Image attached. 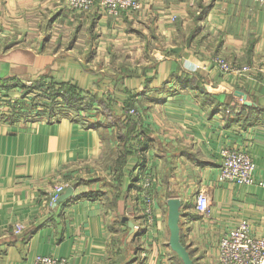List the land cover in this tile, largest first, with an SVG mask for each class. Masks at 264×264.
<instances>
[{
	"label": "crops",
	"instance_id": "0c3cea01",
	"mask_svg": "<svg viewBox=\"0 0 264 264\" xmlns=\"http://www.w3.org/2000/svg\"><path fill=\"white\" fill-rule=\"evenodd\" d=\"M65 1L0 0V80L75 85L111 102L117 121L106 124L104 107L80 121L0 114V264L40 254L181 264L169 245L171 196L182 201L181 239L195 264H220V238L241 220L264 236V3L138 0L139 9L113 16ZM16 84L10 94L21 92L11 93ZM225 148L253 157L255 184L216 180ZM139 169L155 193L147 229ZM66 182L73 194L56 204L48 192ZM202 188L206 215L195 209Z\"/></svg>",
	"mask_w": 264,
	"mask_h": 264
},
{
	"label": "built area",
	"instance_id": "2783aa9c",
	"mask_svg": "<svg viewBox=\"0 0 264 264\" xmlns=\"http://www.w3.org/2000/svg\"><path fill=\"white\" fill-rule=\"evenodd\" d=\"M69 5L80 10L89 11L99 6L105 12L112 15H119L122 12L135 11L140 8L138 0H66ZM264 3V0H258ZM222 67L230 69L223 60ZM7 86L0 83V108L8 104L6 99ZM5 91V92H4ZM12 102L15 100L10 99ZM9 105V104H8ZM10 110V107H8ZM135 113V109L130 110ZM5 113V112H4ZM22 119V117H18ZM52 119V118H51ZM222 162L220 171L216 178L218 182H232L237 184L249 185L257 182L255 178L256 163L253 157L241 150L235 148H225L221 153ZM137 192L140 195L143 210V226L147 229L154 221V200L152 177L142 169L137 171ZM258 184L264 187V181H258ZM68 183H62L55 186L48 192L52 201H55L59 195L66 189ZM211 204V195L208 189H200L196 196L195 209L200 215H206L209 212ZM24 226L20 223L14 227L15 234L23 231ZM138 228V227H137ZM219 262L220 264H264V236H256L251 232L250 224L247 220H241L237 225L227 231L219 241ZM31 264H73L69 258L56 257L53 255H37Z\"/></svg>",
	"mask_w": 264,
	"mask_h": 264
},
{
	"label": "rangeland",
	"instance_id": "374dc122",
	"mask_svg": "<svg viewBox=\"0 0 264 264\" xmlns=\"http://www.w3.org/2000/svg\"><path fill=\"white\" fill-rule=\"evenodd\" d=\"M65 6L73 10H76V11L86 12L84 10H80L76 7L69 5L67 1H65ZM94 8H100V7L96 6ZM119 15H121V13ZM113 16H118V15H113ZM1 47H4V46H1ZM0 51H3V50L0 49ZM5 82L6 84L9 83L10 85L11 84L16 85V83H18L19 85L20 83H22L20 84L21 89L19 87H14V89L11 90V93H13V91H16L17 89H19V91L21 92L18 95L16 94L13 95V94H10V92L8 91V89L12 87L8 86L6 88L7 90H6L5 97L6 99H9L8 100L9 105L6 104L4 105V108H0V114L4 115L3 113L5 112V109H8V107H10L12 109L11 116L13 118L22 117V119L26 120L27 122L32 121V120L50 121L51 117L48 112L54 111V108L56 107L67 109L70 112V116L67 118L80 121V120H83L82 117H87L88 115H91L92 114L91 112L93 110H96L97 112L99 110V107H103L102 105L103 99H100V98L92 99L90 95V97H85V102L83 104L85 107L82 104H79L80 105L78 106L79 111L76 109H70L68 105H66L65 103L69 101L63 95V93H66L69 90L67 86H65L62 89H59L56 87H52L51 84L47 82H45V84L43 82H40L41 84L39 83L37 84V82H34V80H31V79L27 80V82L18 81V80L8 81V79L0 80V83L3 85H5ZM86 93L88 92H84V93L82 92V95H86ZM0 95H2V93H0ZM12 98L15 100V102H12L10 100ZM88 103L90 104L93 103L92 106H95V108L92 109V106L88 107L87 106ZM93 115L100 116L98 113H94ZM54 121H59V120H54Z\"/></svg>",
	"mask_w": 264,
	"mask_h": 264
},
{
	"label": "water",
	"instance_id": "95a60500",
	"mask_svg": "<svg viewBox=\"0 0 264 264\" xmlns=\"http://www.w3.org/2000/svg\"><path fill=\"white\" fill-rule=\"evenodd\" d=\"M245 98V103L251 105L252 102L247 100V95L243 91H238ZM74 191L73 186H69L65 192H63L56 200V204L68 199ZM168 205V215L167 223L170 231L169 245L173 251H175L181 258L183 264H195L193 257L191 256L190 250L188 247L183 244L181 240V208L182 201L178 196H171L167 199ZM124 220H127V217H124ZM132 229L134 228V223L129 222Z\"/></svg>",
	"mask_w": 264,
	"mask_h": 264
},
{
	"label": "trees",
	"instance_id": "16d2710c",
	"mask_svg": "<svg viewBox=\"0 0 264 264\" xmlns=\"http://www.w3.org/2000/svg\"><path fill=\"white\" fill-rule=\"evenodd\" d=\"M41 84L40 81L37 82V84ZM44 83V82H43ZM184 83H186L188 86H194L196 85L197 86V81H195V78L194 77H188L186 78V80H184ZM45 84V83H44ZM59 83H52V87H56V88H59V89H62L64 88L65 86H67L69 88L68 92L66 93H63V95L65 96V98H67V100L69 102H65L66 105H68V107L70 109H76L79 111L78 109V106H80L79 104H84L85 102V96L82 95V92L80 91V89H78L75 85H71V84H61V85H57ZM5 85L6 86H15V85H10L9 83L6 84L5 82ZM17 85V84H16ZM50 86V85H49ZM91 97L92 99H95V98H100V99H103V107L105 109V114H106V118H107V123L106 124H111V123H114L116 122V115H114V111L111 109V102H108L106 99H104L103 97H101L100 95H98L97 93H93L91 94ZM94 101V100H93ZM93 104V103H92ZM92 104L88 103V107H91ZM62 106V105H61ZM84 106V105H83ZM85 107V106H84ZM48 112V111H47ZM50 117L52 118L50 121H54V120H60L64 117H69L70 116V112L67 110V109H64V108H59V107H56L54 108V111H50L48 112ZM88 119V117H85ZM91 124H97V121H91ZM36 227V226H35ZM35 227H33L31 230H33ZM30 230V231H31ZM32 233V232H31ZM182 240V239H181ZM183 244L184 241L182 240ZM186 245V244H185ZM191 255H192V252H190ZM175 256L182 262L180 256L175 252Z\"/></svg>",
	"mask_w": 264,
	"mask_h": 264
}]
</instances>
